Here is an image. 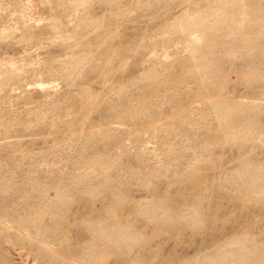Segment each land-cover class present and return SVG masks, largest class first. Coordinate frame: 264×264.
<instances>
[{
	"label": "bare ground",
	"instance_id": "bare-ground-1",
	"mask_svg": "<svg viewBox=\"0 0 264 264\" xmlns=\"http://www.w3.org/2000/svg\"><path fill=\"white\" fill-rule=\"evenodd\" d=\"M170 2L180 11L144 43L117 52L107 42L124 22ZM263 35L261 0H0V264H16L7 243L28 248L38 264L162 263L165 232L200 230L208 194L180 204L169 192L128 200L130 191L193 173L194 183L215 144L264 147V90L228 96L216 83L222 59L264 55ZM176 70L207 92L176 101L179 84L190 82L168 75ZM243 75L264 84L259 67ZM145 85L151 91H139ZM102 109L106 127L102 114L91 121ZM187 128L217 137L192 145ZM213 180L264 202V160L241 154ZM74 231L86 241H72ZM251 239L233 235L168 264H248Z\"/></svg>",
	"mask_w": 264,
	"mask_h": 264
},
{
	"label": "rangeland",
	"instance_id": "rangeland-1",
	"mask_svg": "<svg viewBox=\"0 0 264 264\" xmlns=\"http://www.w3.org/2000/svg\"><path fill=\"white\" fill-rule=\"evenodd\" d=\"M261 3L264 4V0H261ZM107 8L108 7H105L104 5L99 6L97 9L98 14L102 15ZM179 11L180 9L177 8L173 2L168 3L167 6L163 8L153 7L149 10L148 14L145 13V15L139 17L140 19L138 18L136 21L124 22L119 34L116 37L114 36L107 40V42L112 44L117 52L125 50L129 45L133 46L136 43H144L148 40V33L165 25V22ZM261 40L264 43V35ZM238 44L239 43L236 42V45ZM120 56L121 54H117L116 57ZM138 58H140V56L136 55L135 59ZM219 65L221 71L218 72L216 83L219 86L221 84L224 85L222 90L228 96L234 95L238 97H246L263 92L264 84L261 81L255 78L248 79L243 75V71H247L249 68L252 69L259 67L264 70L263 54H257L254 57L244 55L237 60H228L224 58ZM135 70V66L131 64L129 65V68L124 71V74H132ZM116 74L120 75L121 70L119 69ZM168 75H177L180 76V79L182 80H190L188 85L182 83L179 84L178 97L176 96L177 99L175 100L180 103H188L194 95L203 91L204 93L207 92V90H201L200 83H196V81L191 78H186L183 71H172ZM151 89V87L145 85L139 91L148 92L151 91ZM158 91L161 93L164 91L162 85L159 87ZM132 95L134 99L139 98L137 89H133ZM174 103L175 102H171L169 105H164L163 109L169 110ZM102 108L105 107L102 106ZM105 112V109H102L99 112H93L90 115L93 118L91 121H95V117L102 114V117H100L98 122L102 124V127H106L109 122L105 120ZM132 124L133 128H138V123L134 122ZM257 125L264 129V112L261 113ZM186 131L189 137H191L190 144L192 145H195L196 142L199 143L204 139L213 140L217 137V134L207 133L206 131L197 132L194 129L189 128H187ZM118 136L117 142L119 143L121 137ZM189 153L190 152H187L186 154L189 155ZM245 153L251 155L254 159L264 160V147H260L256 150H247L230 144H225L223 146L215 144V146L208 152L211 161L205 164L202 163L197 167L199 178L195 180L194 183L191 181L194 178L193 173L185 179L174 181L171 185H168L169 183L167 180H160L157 183L158 186L148 192L145 190L138 191L137 189H132L130 191L131 198L128 200L132 201L148 194L164 195L166 192L171 194V196L167 198L169 201L180 204L183 202H201L204 201L202 195L208 194L210 196V202L205 203L206 209L208 208L209 211L205 215L206 220L201 225V229L198 231L185 229L182 236L174 231L165 232V237L168 239H166L164 243L162 256H160L163 262H156V264H168L170 260L177 261L181 258L193 257L197 254L204 255L205 253H211L221 241H228L233 235L241 234H248L252 237L251 241H248V245L251 250L256 252L255 255H253V259L248 264H260L255 262V260L259 257L264 258V202L259 201L256 198L245 197L237 193L235 190L229 193L218 183L215 184L213 180L214 175L219 174L225 169L235 167L240 160V155ZM184 160L185 158H181V166L183 165ZM131 161H136V159H131ZM82 191L83 188L81 187L74 188V192L76 193H81ZM197 193L199 196H196L198 195ZM106 202L109 201L104 199L99 205L106 204ZM87 237L88 235L84 231L80 233L74 231L71 239L74 242L81 241V243H83L86 241ZM176 239H179V241L176 242ZM6 245L12 247H10V251L16 264H38V260L34 259L33 252L28 248L8 243ZM14 249L17 250L15 251ZM21 251L23 254L20 253Z\"/></svg>",
	"mask_w": 264,
	"mask_h": 264
}]
</instances>
